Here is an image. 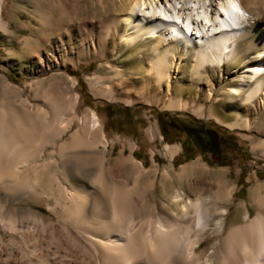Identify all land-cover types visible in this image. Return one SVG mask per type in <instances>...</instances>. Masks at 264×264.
Instances as JSON below:
<instances>
[{
  "label": "bare ground",
  "instance_id": "6f19581e",
  "mask_svg": "<svg viewBox=\"0 0 264 264\" xmlns=\"http://www.w3.org/2000/svg\"><path fill=\"white\" fill-rule=\"evenodd\" d=\"M2 6L0 0V16ZM112 24L121 46L140 45L139 56H147L146 67L141 65L134 79L139 98L150 85L168 89L170 79L182 75V60L187 73L198 79L207 67L220 71L223 64L238 65L244 69L239 84L222 93L234 117L225 127L249 130L255 125L240 108H251L264 96V0H129ZM243 42L252 58L241 62ZM114 76L119 80L123 75ZM48 78L29 85L36 101L23 108L14 104L18 88L0 78V194L52 198L50 216H17L12 202L0 196V264H264V182L249 192L254 215L247 212L241 224L228 230L225 217L233 188L222 179L208 189L192 180L211 173L199 161L179 169L178 177L191 182V192L181 189L155 203L153 170L143 171L132 158H118L111 170L102 125L88 111L77 113L73 81L62 75ZM100 78L87 79L92 94L119 101L110 88L97 89ZM211 95L209 87L206 96ZM189 104L171 98L165 109L183 111ZM194 113L203 117V107ZM146 132L150 140L159 136L157 127ZM257 147L264 151V141ZM179 151L178 146L163 149L169 161ZM118 173L133 177L131 185ZM71 177L86 187L74 186ZM89 185L92 190L86 189ZM208 232L218 233L214 247L198 252ZM39 245L45 246L44 255L41 247L37 254Z\"/></svg>",
  "mask_w": 264,
  "mask_h": 264
},
{
  "label": "rangeland",
  "instance_id": "374dc122",
  "mask_svg": "<svg viewBox=\"0 0 264 264\" xmlns=\"http://www.w3.org/2000/svg\"><path fill=\"white\" fill-rule=\"evenodd\" d=\"M128 3L129 0H3L0 16V78L18 88L19 98L14 103L16 108H23L22 105L36 101L37 95L32 91L33 86L30 88L31 84L36 85L41 80L49 79L48 77L60 75L68 82L73 81L72 92L78 99L77 113L82 115L84 111H88L92 119L102 125L107 148L105 159L111 170H114V163L118 158H132L141 163L143 171L153 170L150 180L156 182V187L150 195L151 200L159 204L166 202L181 189L191 192V182L178 177L179 169L183 165L199 161L211 173L207 177L196 174L191 179L201 181L206 189L217 179L228 183L233 192L232 202L227 206L229 213L225 217V230L241 224L247 212L250 217L255 213L249 202L250 190L256 184L264 182V151L257 147L259 142L264 141V96L260 95L255 99L251 108H240L243 118L254 121V126L249 130H229L225 124L232 122L234 117L230 113V104L223 100L222 93L239 84L238 80L244 69L227 64H223L220 71L209 70L207 67V74L203 79H198L187 73L185 61L182 60V75L172 77L168 89L165 86L155 89L150 85L145 90L144 98H139L134 79L138 78L141 65L146 67L147 56L145 52L144 57L139 56L140 45H134L130 49L121 46L112 24L118 14L124 13ZM106 32L110 35L106 36ZM31 45L35 48L30 51L28 46ZM245 47L246 42L239 44L241 62L252 58ZM45 64L49 69L43 67ZM116 72H121L122 79L118 80L114 76ZM95 74L101 77L97 89L110 88L119 101H108L92 94L87 79ZM209 87H212V95L207 98L206 91ZM171 98L187 100L190 107L183 111L166 110ZM192 99L196 100L195 103ZM122 100L129 104L122 103ZM108 105L139 109L128 115L122 112L120 115H111L112 111H106ZM199 106L203 107L204 116L201 118L194 113ZM155 111L176 114L181 121L194 118L209 122L232 132L238 148L245 154L244 158L228 165H218L196 156L181 163L182 147L179 142H163L160 131L155 140H150L146 134L149 127H157L159 130ZM108 113L112 117L109 118ZM212 116L218 118L221 124ZM126 120L129 121V127L116 128L118 122ZM20 125L22 127L23 123ZM74 130L75 126L67 132L64 139L67 140ZM133 132H136L135 136L132 135ZM169 146L180 147V151L170 161L163 153L164 147ZM118 174V179L125 178L124 181L130 185L134 180L133 177ZM69 179L74 186L86 187V183H82L80 179ZM86 189L92 190L90 185ZM0 196L8 199L10 204L12 202L17 216L30 212L50 216L47 208L52 206V198L34 194L23 198L19 195ZM209 204L214 206L212 202ZM86 219L88 222L89 217ZM217 235L218 233L208 232L198 252L214 247ZM32 245L29 244V247H33ZM40 247L43 248L41 254L44 255V245L37 247V254H40Z\"/></svg>",
  "mask_w": 264,
  "mask_h": 264
},
{
  "label": "trees",
  "instance_id": "16d2710c",
  "mask_svg": "<svg viewBox=\"0 0 264 264\" xmlns=\"http://www.w3.org/2000/svg\"><path fill=\"white\" fill-rule=\"evenodd\" d=\"M139 108L106 106V111L128 115ZM109 112V113H110ZM108 113V117H112ZM163 142H179L182 147V162L201 156L211 164L228 165L230 162L243 159L245 154L238 148L234 134L209 122L194 118L187 121L177 119L176 114L154 112ZM128 118V116H126ZM131 123V122H130ZM118 125V126H117ZM118 127H129V121L118 122ZM136 132L132 135L135 136ZM175 162H178L177 160Z\"/></svg>",
  "mask_w": 264,
  "mask_h": 264
}]
</instances>
